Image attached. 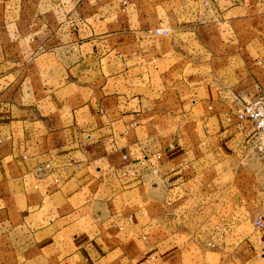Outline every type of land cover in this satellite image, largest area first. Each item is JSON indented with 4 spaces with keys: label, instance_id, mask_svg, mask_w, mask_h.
Listing matches in <instances>:
<instances>
[{
    "label": "crops",
    "instance_id": "obj_1",
    "mask_svg": "<svg viewBox=\"0 0 264 264\" xmlns=\"http://www.w3.org/2000/svg\"><path fill=\"white\" fill-rule=\"evenodd\" d=\"M258 5L0 0V228L52 264H264V176L219 187L228 162L256 161L236 112L264 91V34L213 84L170 79L183 64L154 44L248 25Z\"/></svg>",
    "mask_w": 264,
    "mask_h": 264
},
{
    "label": "rangeland",
    "instance_id": "obj_2",
    "mask_svg": "<svg viewBox=\"0 0 264 264\" xmlns=\"http://www.w3.org/2000/svg\"><path fill=\"white\" fill-rule=\"evenodd\" d=\"M253 10L254 12L251 15H256L259 18L254 19L251 23L249 22L248 25L244 22L237 26L229 22H222L220 30L215 32L179 34L176 36L172 35L171 29H167L168 34L166 36L156 37L154 44H156L157 49L170 50L171 53L168 57H173V64H183V67L179 68L181 70L178 73L174 71L169 78H182L183 75L188 79L195 81L199 79L213 84L219 83L214 75L220 74L221 83L224 81L229 82V79L233 78L231 73L235 66L231 63V57L238 54L239 45L249 38L257 39L259 37V35L256 36L257 33L264 34V18L260 17L264 14V6L258 5ZM244 27L249 29L245 34L241 31ZM158 56L162 60L165 58L164 53L163 57ZM155 58L148 55L143 59L147 61L150 59L155 60ZM155 74L158 75V73ZM254 157L256 158L254 162H228L225 165L227 169H231H228L231 177L222 174L223 177L219 182L222 195L233 184L244 188L245 191L260 185V180H257V178L264 176V160L260 159L261 155H258V153ZM225 166H221V171L224 170L223 167ZM233 172H235V175ZM163 235H166V232H163ZM208 262L216 264L218 259L213 260L210 257ZM0 264H52V261L48 262L38 254L35 243L26 230L13 226L0 228Z\"/></svg>",
    "mask_w": 264,
    "mask_h": 264
},
{
    "label": "built area",
    "instance_id": "obj_3",
    "mask_svg": "<svg viewBox=\"0 0 264 264\" xmlns=\"http://www.w3.org/2000/svg\"><path fill=\"white\" fill-rule=\"evenodd\" d=\"M167 30L155 31V36H166ZM236 115L243 125L245 122H250L255 129V137L252 142V149L254 152L264 158V91L253 100L244 102L237 110ZM255 227L264 231V221L258 218L254 221Z\"/></svg>",
    "mask_w": 264,
    "mask_h": 264
}]
</instances>
